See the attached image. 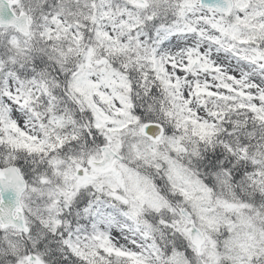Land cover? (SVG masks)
Wrapping results in <instances>:
<instances>
[{
  "label": "snow or ice",
  "instance_id": "6c2138e0",
  "mask_svg": "<svg viewBox=\"0 0 264 264\" xmlns=\"http://www.w3.org/2000/svg\"><path fill=\"white\" fill-rule=\"evenodd\" d=\"M0 264H264V0H0Z\"/></svg>",
  "mask_w": 264,
  "mask_h": 264
}]
</instances>
